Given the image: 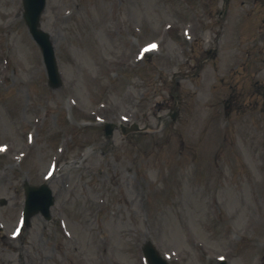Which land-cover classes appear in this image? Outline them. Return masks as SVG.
Segmentation results:
<instances>
[{
    "label": "rangeland",
    "instance_id": "374dc122",
    "mask_svg": "<svg viewBox=\"0 0 264 264\" xmlns=\"http://www.w3.org/2000/svg\"><path fill=\"white\" fill-rule=\"evenodd\" d=\"M23 1L0 0V264H264V0H46L57 86ZM26 183L54 205L21 228Z\"/></svg>",
    "mask_w": 264,
    "mask_h": 264
},
{
    "label": "water",
    "instance_id": "95a60500",
    "mask_svg": "<svg viewBox=\"0 0 264 264\" xmlns=\"http://www.w3.org/2000/svg\"><path fill=\"white\" fill-rule=\"evenodd\" d=\"M25 5L26 21L31 32L39 43L41 50L43 51L50 82L53 86H57L60 84V81L54 62L53 49L50 45L48 37L37 30L39 17L44 9L45 0H26ZM112 128L113 126L107 127V131L111 133ZM134 129L137 130V127H134ZM25 193L27 195L26 208L24 211L26 224L29 225L30 218L39 213L46 219H49V209L53 205V199L49 188L47 186L33 188L26 184ZM144 255L149 264H167L159 256L158 252L151 246V244L146 245Z\"/></svg>",
    "mask_w": 264,
    "mask_h": 264
}]
</instances>
